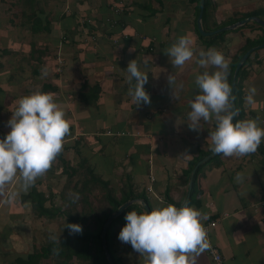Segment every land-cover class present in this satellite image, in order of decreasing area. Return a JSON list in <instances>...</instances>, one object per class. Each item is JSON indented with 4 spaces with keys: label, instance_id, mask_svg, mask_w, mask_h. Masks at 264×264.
<instances>
[{
    "label": "crops",
    "instance_id": "obj_1",
    "mask_svg": "<svg viewBox=\"0 0 264 264\" xmlns=\"http://www.w3.org/2000/svg\"><path fill=\"white\" fill-rule=\"evenodd\" d=\"M120 1L122 6L127 7L123 14H116L111 9V6L118 4V0L68 2L70 12L75 10L77 15V20L73 18L69 24L73 26L76 21H81L77 31L80 33L87 29L95 42L88 41L86 37H89L85 35L82 43L84 32L74 46L61 47L64 54L53 55L54 61L61 64L60 72H57L53 61L41 63L39 69L43 73L33 69L32 73L29 72V79L19 66L14 68L12 60L9 71L0 72V139L11 130L7 122L21 97L36 90L54 93L55 101L65 111L70 123V134L65 138L63 151L54 161L52 170L47 173L57 176V173L60 174L66 169L62 160L72 165L78 162V156H74L72 150H65L64 147L72 146L75 140L83 137V148L94 156L92 163L95 171L109 181L112 187L119 189L123 180L130 181L138 191L143 190L146 193L152 208L167 204L180 207L182 202H188L191 190L190 176H186V170L199 157V153H212L211 141L207 138L214 123L201 121L200 131L189 129V102L199 93L195 78L205 69L197 65L196 55L183 67H173L171 59L165 55L166 50L180 36L187 34L193 40L192 46L197 53L215 48L230 62L244 38L258 35L261 31L251 32L250 28L236 33H233L234 30L227 31L217 44L208 47L194 32L196 7L188 4L187 0H156L155 5L149 6L156 11L160 8L161 11L155 14H151L148 8L141 10L134 6H144L143 0ZM159 1L162 3L160 7ZM0 8L3 9V5ZM259 9L264 10V0H211L209 16L204 25L202 23L203 30L213 32L218 23L238 19ZM109 14L116 20L122 17L125 22V26L121 30L115 29L109 38L102 36L104 28L94 30L90 23L88 28L81 26L83 21L79 19L80 16L84 20V16L88 15L92 19L90 22H95L96 16L106 17ZM97 23L100 24L98 21ZM69 24L67 22L66 27ZM151 25L154 29L153 35L159 39V43L153 44L152 51H149L148 46L138 41V38ZM96 36L101 38L96 39ZM55 51L60 50L57 48ZM262 56L264 49H259L258 56L252 58L244 73L243 120L258 119L259 126L264 128V60L259 61ZM136 59L141 65V71L148 74L145 91L150 95V104L134 105L128 94L130 85L126 69L129 62ZM170 74L175 77L172 86L168 82ZM40 78L41 82L38 80ZM35 81H38L40 87L33 84ZM85 84L90 87L98 85L100 89L94 105H84L77 97ZM134 85L135 80L131 87ZM250 87L257 89L255 103L252 105L245 101ZM75 99L78 101L75 102ZM259 148H264V139ZM259 148L255 153L241 157H225L222 154L218 160L202 168L197 176L199 203L193 208L202 213L203 226L216 222L215 227L209 229L208 236L211 244L219 251L222 264H264V153ZM60 177L64 180L66 176L61 174ZM40 181V184H36L37 189L45 183V188L50 190L47 177L38 178L35 183ZM13 191L18 195L9 201L8 197ZM28 191L21 190L17 178V182L9 185L5 193L0 195L1 242L13 233L12 230H17L15 225L23 224L22 216L33 211L27 199ZM52 192L49 197H53L47 204L52 201L58 207L53 202L55 193ZM94 192L97 195L99 193L98 190ZM58 201L60 202L59 199ZM54 219L58 220L50 219V224ZM21 228L24 231L22 226ZM121 229L116 228L115 242L122 248L118 252L124 263L144 264L143 257L130 244L122 243L118 239ZM28 230H31V225ZM1 249L2 262L11 260L15 253L28 254V251H16L8 257L1 253ZM197 264L216 263L206 250L197 257Z\"/></svg>",
    "mask_w": 264,
    "mask_h": 264
},
{
    "label": "clouds",
    "instance_id": "obj_2",
    "mask_svg": "<svg viewBox=\"0 0 264 264\" xmlns=\"http://www.w3.org/2000/svg\"><path fill=\"white\" fill-rule=\"evenodd\" d=\"M192 45L193 40L186 34L165 53L173 67H183L196 55L197 65L205 69L195 78L199 93L189 102V129L200 131L201 121L214 123V130L207 138L214 154L241 157L255 153L264 139V128L259 126L258 119L234 122L238 111L234 109L233 90L228 80V59L215 48L197 53ZM209 68L215 70L209 71ZM126 71L130 85L128 94L134 105L150 104V95L145 91L148 74L141 71L137 59L129 62ZM133 80L135 85L131 87ZM168 82L171 86L175 82L172 74L168 76ZM256 94L257 89L250 87L245 96L246 103L254 104ZM54 97V93L33 91L21 97L11 112L7 122L11 130L0 139V195L17 182V178L21 190L27 192L38 178L46 175L63 151L65 138L70 134V123ZM17 195L15 191L10 193L9 201ZM76 199L78 196L74 194L72 202ZM202 218V213L188 206L187 201L180 207L167 204L154 207L150 212L133 210L125 215L126 224L118 239L130 244L143 257L144 264H197V257L210 247ZM65 228L70 230V235L83 232L79 224H66Z\"/></svg>",
    "mask_w": 264,
    "mask_h": 264
},
{
    "label": "trees",
    "instance_id": "obj_3",
    "mask_svg": "<svg viewBox=\"0 0 264 264\" xmlns=\"http://www.w3.org/2000/svg\"><path fill=\"white\" fill-rule=\"evenodd\" d=\"M5 2V0H1ZM117 1V0H115ZM118 0V4L115 6H111V9L119 10L116 14H123L127 9L126 5L122 6V2ZM63 8L65 5V1L62 0ZM188 4L195 5V16H194V32L197 35L198 39L201 40L206 46H212L217 44L220 39L227 33V31L219 32L213 34L212 36L204 37L202 36L197 29L196 20L200 10V0H187ZM159 7L162 3L158 2ZM12 7H17L19 9L21 20L18 24V28L26 30V32L30 33L32 36L40 35V34H47L51 38H57L56 44L60 43V46H74L78 42V38L84 34L83 30L79 33L77 31V26L80 25L81 21H76V23L71 26L69 23V27L63 28L64 34L58 37L57 28L54 29V25H58V22H70L73 18H75L76 11L73 10L72 12H65L62 10L61 13H57V17L52 19L50 16V7L51 2L49 0H15L11 3ZM139 9L148 8L151 10V14H155L160 12V8L156 11L155 9H151V7L143 6L141 4H135ZM210 6V0H204V10L202 15V23L206 18L209 16L208 8ZM68 7H70L68 5ZM71 10V9H70ZM153 10V11H152ZM112 11V10H111ZM248 17H258L261 20L264 19V10L259 9L243 15L238 19H229L220 25H216L214 27V31L218 30L222 27L234 24L240 20H243ZM101 18L102 21L99 23L104 25L105 33L109 36H112L115 29H122L125 26V22L123 21L122 17L119 19H113L110 14L106 17H97L98 19ZM91 18L88 15L84 16V22L81 25L82 27H89V22ZM12 26H17L14 24L13 21L10 22ZM246 28H250V31L260 30V34H255L252 37L246 36L242 45L239 47L238 51L235 55L231 57L229 62V76L228 80L231 85L232 77L234 73V69L236 67L237 62L240 58L244 55L246 51L251 48L257 47L259 45L264 44V28L257 23L248 22L243 26L238 27L236 30L243 31ZM56 31V33L54 32ZM88 31V35H91ZM105 35V34H104ZM103 35V36H104ZM105 37V36H104ZM81 42L84 41V35L81 37ZM106 38V37H105ZM112 38H110L111 40ZM126 39V38H125ZM113 40V39H112ZM47 47L44 48L46 51ZM264 49V48H261ZM36 49L31 53L35 52ZM44 51L39 50L38 53L44 54ZM259 49L254 50L249 57L246 59L244 64L241 66L240 70L237 73L236 77V84H235V104L236 110L238 111V115L235 116L234 122L243 120L245 117L244 110H243V79L244 73L251 62L252 58L258 56ZM3 53H8V51L4 50ZM38 59V57H37ZM264 56L259 61H263ZM60 63H56L55 67H57V72H60ZM99 87L98 85L94 86H87L82 85L81 90L79 91L78 97L81 102L85 104L92 103L93 105L96 104V101L99 97ZM215 125L213 126L212 131L214 130ZM83 137L75 140L72 146H65V150H72L73 153L78 156L79 160L74 165L70 164L65 160H62L65 164L64 167L66 169L62 170L60 175L63 174L67 178V183L72 185V190L75 193L80 195V202L81 208H77V203H73V196L67 195L66 197L65 192L61 191L59 193L61 202L67 203V207L63 208L61 206H54L53 204L46 205L48 200H51L53 196L49 195L46 197L43 191H39L36 188V184H40L42 181L35 183L34 186L28 191L27 199L32 206L33 211H35V215L38 218H45L48 220L52 219L53 217L62 218L64 221V226L62 228V236L58 239H52L45 244H42L37 250L35 249L31 253L26 255H17L16 253L11 258V262L8 264H109L107 258L105 256L102 243H101V232L102 227L107 218L116 212V210L125 202L129 200H142L144 204H146L149 209L151 210L150 200L147 197L144 191H138V188L134 186L133 183L130 181L125 182L122 181V187L116 189L110 185V182L104 180L101 174H98L92 163V159H94L93 155L87 149L83 148ZM89 146V145H87ZM264 149V148H263ZM259 148L261 153H264V150ZM263 151V152H262ZM209 153H199V157L194 160L190 167L186 170V176H190L192 168L196 165L200 159L207 156ZM222 154H217L210 158L205 163L201 164L194 175L188 206L194 207L198 205L199 201L197 199L198 194L200 191L197 187L196 180L197 176L202 168H204L208 163L218 160ZM59 156V155H58ZM69 186L64 185V188L67 189ZM92 190H98V199L101 201L99 206L96 203H92L93 199L91 196ZM51 192V191H50ZM52 202V201H51ZM137 211L142 212L144 208L138 204L134 203L124 209L121 214L114 218L109 227L106 230V247L109 252V255L114 264H125L121 255L118 252V245L115 242L116 237V228L121 227L123 228L126 224L125 215L129 211ZM62 222V223H63ZM66 224H79L82 226L83 232L82 234H69V229L65 228Z\"/></svg>",
    "mask_w": 264,
    "mask_h": 264
},
{
    "label": "rangeland",
    "instance_id": "obj_4",
    "mask_svg": "<svg viewBox=\"0 0 264 264\" xmlns=\"http://www.w3.org/2000/svg\"><path fill=\"white\" fill-rule=\"evenodd\" d=\"M13 1H15V0H5V2L0 0V6L3 5V9L0 8V30H2V32H0V72L3 73L6 71H9V69L11 67L10 61L12 60L14 62V64H13L14 68H18V66H19L24 71V74L27 75V77H29V79H30V73H32L31 71L33 69H36L37 71L40 70L39 72L43 73V71L41 69H39V65H41V63L42 64H44L46 62L51 63V61H53L52 64H56L57 61L56 62L54 61L55 59H53V57H54L53 55L57 54V55L62 56L64 54V52L61 51V49H62L61 47H63V46L62 45L60 46L59 42H58V44H56V40H58L57 38H51V37H49V35H47L45 33L40 34V35H36V36H32L30 33L26 32V30L18 28V24L21 20V15H20L19 9L17 7L11 6V3ZM49 1L51 2V7H50L49 13H50V16L52 19H55L57 17L56 14L61 13L62 10H65V12L70 11L69 7H68V2L70 0H64L65 1L64 8H63L62 0H49ZM148 1H150V3ZM143 2L144 3H142V4H145L144 6H147V7H149L150 5L156 4V0H143ZM210 2H211V0H210ZM222 10L226 11L224 9H222ZM97 17L98 16H96L95 22H90V21H88V22L94 26V28H95L94 30H96V29L102 30L104 28V25L97 23ZM79 19H81L84 22L82 16H80ZM11 21H13L14 24L17 26L16 27L12 26V24L10 23ZM100 21H102L101 18L98 19V22H100ZM74 22H75V20L72 21V23H74ZM58 23H59V26L55 24L53 27H54V29H56V28L58 29L56 35H58V37H59L60 35L64 34L63 28L65 27L67 22H65V24L62 22H58ZM219 24H221V22L218 23L217 25H219ZM152 27H153V25L149 26L148 27L149 30L145 31V33H142L141 36L138 38V41H141V42L145 43V45L148 46L147 49L149 51H152V49H153L152 45L153 44L159 43V39L153 35L154 29ZM85 30L86 31H84L85 32L84 36L86 35L89 37V38L86 37V39L88 41H90L91 43L95 42V40L91 39L93 37L87 34L88 30L87 29H85ZM236 31L240 32L238 30H234L233 33H236ZM54 32L56 33L55 30H54ZM233 33L231 35H234ZM102 34L103 35L105 34L104 35L105 37L108 36L105 32L104 33L102 32ZM97 38L100 39L101 37L96 36V39ZM97 41H99V40H97ZM114 42H116V41H114ZM149 46H151V47H149ZM46 47H47V49H46V51H44V48H46ZM57 48H59L60 51H55V49H57ZM34 49H36V51L31 53V50L33 51ZM4 50L8 51V53H3L2 51H4ZM39 50L44 51V54L38 53ZM37 57H38V59H37ZM27 71H28V73H27ZM10 76H12V74H10ZM38 80H39V82L42 81L41 78ZM33 84H36L38 87H40V84L38 83V81H35V83H33ZM75 96H76V94H75ZM77 97H78V94H77ZM74 101L76 102V101H78V99H75ZM79 107H81V106H79ZM74 156H75V154H74ZM55 166L56 165H54V167ZM51 170H52V168L49 171H51ZM44 177L45 178L47 177L48 184H49V186L52 187V190H51V187H50V190H48V188L46 189L45 183H43L41 186H39L38 189L43 190L45 193V196H48L50 191L51 192L53 191L55 193L54 194L52 192L54 194V200H53L54 204L61 206L63 208H66L68 206L67 203L61 202V198L59 195V193L61 191H64L66 197H68L67 195L73 196L74 194L76 196H78V199H76L77 208L78 209L81 208L80 195L75 193V191H73L71 189L73 183L68 184L66 181V177L64 180H62L59 173H57V176H54V174L46 173V175H44ZM64 185H68L69 187L67 189H65ZM90 193H91L90 198L92 197V199H93L92 203H96L99 206L100 205L99 203L101 201L98 199L99 198L98 195L95 194L96 192H94V190H92ZM58 199L60 200V202L58 201ZM49 204L51 205L52 203L49 202ZM49 204H47V202H46V205H49ZM29 210L31 211V207H29ZM56 217H53V218H56ZM56 219H58V220L54 219L52 221V223L50 224V221L48 222L47 219L38 218L37 216H35V211L28 212L27 214H25L24 217L22 216L21 220L23 221V224L14 226L17 230H12L14 233V234L11 233L10 236H12V237L9 236L4 242L0 241V249L2 248L1 253H3L5 256H8V257H11V255L13 253H15L16 251H20L21 253L23 251H28V253H31L35 249L37 250L42 244H45L46 242H49L50 240H52L51 237H55L56 239L60 238L62 236V228L64 226V222H63L64 220L62 218L61 219L56 218ZM34 223H36V226L32 227L34 225ZM30 225H31V230L29 231L28 227ZM21 226L24 228V231L22 230ZM25 228H27V229H25ZM30 238H31V240H30ZM2 241H3V239H2ZM120 250H122V248H120ZM1 262H2V259L0 261V264H8V262H11V260H6L2 263Z\"/></svg>",
    "mask_w": 264,
    "mask_h": 264
},
{
    "label": "water",
    "instance_id": "obj_5",
    "mask_svg": "<svg viewBox=\"0 0 264 264\" xmlns=\"http://www.w3.org/2000/svg\"><path fill=\"white\" fill-rule=\"evenodd\" d=\"M203 10H204V0H200V10H199V14H198V17H197V20H196V25H197V29H198V32L204 36V37H208V36H212L213 34H216V33H219V32H223V31H231V30H235L237 29L238 27L240 26H243L245 25L246 23L248 22H254V23H257L259 24L260 26H262L264 28V21L261 20L260 18L258 17H248V18H245L243 20H240L234 24H231V25H228V26H225V27H222L218 30H215L213 32H205L203 30V26H202V15H203ZM261 48H264V44L262 45H259L257 47H254V48H251L249 49L248 51H246L244 53V55L240 58V60L237 62L236 64V67L234 69V73H233V77H232V83H231V87H232V90H233V96H234V109L236 110V104H235V84H236V77H237V73L238 71L240 70L241 66L244 64V62L246 61V59L249 57V55L256 49H261ZM217 154H214L213 152L208 154L207 156H205L204 158H202L195 166L194 168L192 169V173L190 175V181H189V190L191 189V186H192V182H193V178H194V175H195V172L197 170V168L205 163L206 161H208L210 158H212L213 156H215ZM134 203H138L140 204L144 210L146 211H151L149 209V207L144 204V202L142 200H129L127 202H125L124 204H122L117 210L116 212H114L113 214H111L107 220L105 221V223L103 224V227H102V232H101V243H102V247H103V250H104V253H105V256L107 258V261L109 264H114L110 255H109V252L107 250V247H106V230L107 228L109 227V224L111 223V221L118 217L121 212L126 209L128 206H130L131 204H134Z\"/></svg>",
    "mask_w": 264,
    "mask_h": 264
},
{
    "label": "built area",
    "instance_id": "obj_6",
    "mask_svg": "<svg viewBox=\"0 0 264 264\" xmlns=\"http://www.w3.org/2000/svg\"><path fill=\"white\" fill-rule=\"evenodd\" d=\"M115 12L118 13L119 10H116ZM215 225H216V222L215 221L210 222L207 225H204V228H205L206 233H207L208 241H209L208 231H209L210 228L215 227ZM209 244H210V247L208 249V253L211 256L213 262L216 263V264H222V258H221V255H220L219 251L217 250V248H215L211 244L210 241H209Z\"/></svg>",
    "mask_w": 264,
    "mask_h": 264
}]
</instances>
